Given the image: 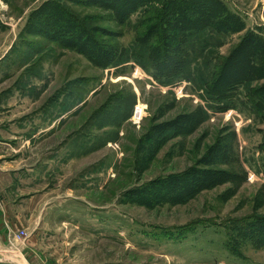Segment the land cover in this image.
Wrapping results in <instances>:
<instances>
[{
  "label": "rangeland",
  "instance_id": "374dc122",
  "mask_svg": "<svg viewBox=\"0 0 264 264\" xmlns=\"http://www.w3.org/2000/svg\"><path fill=\"white\" fill-rule=\"evenodd\" d=\"M140 1L0 0V155L19 172L0 187L37 194L47 264H264L236 229L264 222V104L248 94L264 92V0H222L235 30L202 35L168 85L151 58L162 0Z\"/></svg>",
  "mask_w": 264,
  "mask_h": 264
},
{
  "label": "trees",
  "instance_id": "16d2710c",
  "mask_svg": "<svg viewBox=\"0 0 264 264\" xmlns=\"http://www.w3.org/2000/svg\"><path fill=\"white\" fill-rule=\"evenodd\" d=\"M142 1V2H141ZM140 4L146 3L147 5L153 0H141ZM213 1V2H212ZM163 4V8H160L159 12L154 10L157 15L159 13V19L161 24H158L160 42L156 47L151 48V58L156 67V72L164 73L167 76V79L162 81L163 84L168 85L173 83V79H181V77L187 78L185 74V64L190 61V58L195 54V51L201 49L200 44H203V40H206L202 35H211V39H215L219 44H225L227 34L230 31L235 30L231 28L229 20L231 14L223 6L225 4L222 0H162L160 2ZM139 4V5H140ZM222 4V6H219ZM138 5V6H139ZM217 7V8H216ZM225 7H227L225 5ZM218 9V10H216ZM229 9V8H228ZM241 19V18H240ZM243 23V20H240ZM162 25V27H161ZM169 29V30H167ZM227 33L226 35H224ZM162 36V37H161ZM251 39L253 40L251 44L255 45L256 40L264 39V36L261 34H250ZM255 36V37H254ZM149 39L151 35L147 36ZM147 42L149 43V39ZM210 39V40H211ZM197 44V48L190 50L187 47V44ZM260 45L259 43H257ZM264 44L260 45L263 47ZM249 58L247 55L246 58ZM244 59L242 62L243 70H241L244 75L243 83L247 87L248 79H252L255 70H259L261 65L260 61L256 60L254 56L250 59ZM233 58H230L232 61ZM194 65L197 66L196 62ZM195 66H192L194 69ZM157 76V74H156ZM228 77L226 76L222 79L220 78V83L229 82ZM176 81V80H175ZM219 79L211 82V87L215 88L218 85ZM239 82V81H237ZM234 85V83H232ZM230 89V88H229ZM220 92L223 94L224 91ZM229 91L220 95L223 99L226 98L224 95H228ZM251 102L254 106H261L264 104V92H248ZM258 95V96H257ZM254 99V100H253ZM264 221V220H263ZM238 233L246 232L247 237H255L256 240L259 238V242L262 241L264 245V222L260 218H250L246 221H243L241 224L236 226ZM234 241V239H233Z\"/></svg>",
  "mask_w": 264,
  "mask_h": 264
},
{
  "label": "crops",
  "instance_id": "0c3cea01",
  "mask_svg": "<svg viewBox=\"0 0 264 264\" xmlns=\"http://www.w3.org/2000/svg\"><path fill=\"white\" fill-rule=\"evenodd\" d=\"M12 142L18 144L17 140H12ZM4 156L0 155V175L8 176L11 179L17 178L19 172L15 173L9 167L6 170L2 168V164L8 163L3 160ZM12 185L13 182H9V185L4 188L0 187V257L4 256L18 264H47L55 245L52 241L53 235L47 226H52L53 222L45 215L40 217L45 208L32 201L37 194H25L29 197L28 201H25L27 198H20L21 200L17 201V198L12 196V192H14ZM17 230H25L28 232V236L14 247L10 244L7 236L11 231L17 232Z\"/></svg>",
  "mask_w": 264,
  "mask_h": 264
},
{
  "label": "built area",
  "instance_id": "2783aa9c",
  "mask_svg": "<svg viewBox=\"0 0 264 264\" xmlns=\"http://www.w3.org/2000/svg\"><path fill=\"white\" fill-rule=\"evenodd\" d=\"M136 111H137V108H136ZM137 113V112H136ZM24 233V232H23ZM14 239L17 240V239H24V234H18V235H15L14 236Z\"/></svg>",
  "mask_w": 264,
  "mask_h": 264
}]
</instances>
